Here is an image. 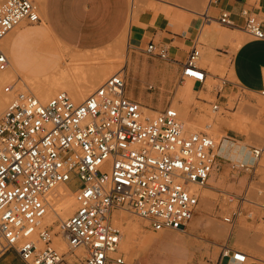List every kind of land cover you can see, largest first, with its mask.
I'll return each mask as SVG.
<instances>
[{
	"label": "built area",
	"instance_id": "obj_1",
	"mask_svg": "<svg viewBox=\"0 0 264 264\" xmlns=\"http://www.w3.org/2000/svg\"><path fill=\"white\" fill-rule=\"evenodd\" d=\"M242 14L246 32L264 42L262 22L248 10ZM229 18L223 12L220 24L232 25ZM41 21L33 0L0 3V74L10 68L3 40L23 23ZM143 51L168 59L167 50L153 41ZM201 57L202 47L194 46L181 84L208 81ZM215 81L222 98L230 82L224 77ZM126 82L125 74L116 73L83 101L60 91L43 102L17 83L0 87V95L9 96L0 114V252L14 251L22 264H128L123 253L113 255L123 235L115 222L117 211L147 221L155 233L187 232L202 197L199 189L208 187L217 163L216 140L207 132L185 131L172 103L147 115L143 104L125 95ZM258 94L264 99V89ZM210 106L213 113L222 108L219 101ZM263 152L255 149L253 156L258 159ZM60 185L72 188L77 205L72 216L60 222L66 253L53 246L52 226L42 225L50 194ZM232 199L254 204L246 197ZM236 208L223 218L225 223L243 215V208ZM246 217L255 219L251 211ZM249 257L227 246L220 254V260L236 264H247Z\"/></svg>",
	"mask_w": 264,
	"mask_h": 264
},
{
	"label": "crops",
	"instance_id": "obj_2",
	"mask_svg": "<svg viewBox=\"0 0 264 264\" xmlns=\"http://www.w3.org/2000/svg\"><path fill=\"white\" fill-rule=\"evenodd\" d=\"M35 1L41 9L42 21L38 23L40 25L19 29L11 35L9 42H5L11 59V70L20 77L44 80L57 76L54 80L56 85L64 86L73 92L76 88L75 79H72L73 76L70 77L69 73H71L70 75L74 73L76 76L83 72L80 75L88 79L89 72H91L90 74L94 77L92 79L91 75L89 76L91 82L88 80L89 83L87 81L82 83L91 87L94 82H98L104 69L91 70L84 67L87 70L86 74L81 68L82 65L80 66L78 63V58L82 59L78 56H70L72 60L70 64L77 63L72 64L73 67H71L66 62L69 67L67 66L65 69L64 61L67 59L65 60L60 53L44 48L37 41L38 36H50L59 44L76 51V53H91L108 49L126 35V44L128 45L124 70L126 78L132 72L136 80L140 76L143 78L144 89L154 85L161 90L160 104L155 107L151 99L150 106H145L153 112L165 109L169 105L170 99L183 90L181 87L185 83H180L183 67L196 45L203 48L204 54L202 53L200 66L206 72L208 81L224 77L231 83H228L222 92L230 91L232 83L242 86L246 91L255 93L264 89V42L250 39L251 36L245 30L246 19L242 14L244 10L250 11L262 22L264 27V0H216L210 5L208 4L206 10L201 7L200 0H188L190 7L195 9H185L191 16L181 12V9L166 8L159 13L145 12L140 14L137 19L132 18L134 14L131 0ZM223 12L230 14L229 20L232 25L220 24L219 19ZM150 41L158 42L167 50V60L143 53ZM68 68L70 69L68 70ZM81 69L83 71L79 73ZM80 75L77 76L81 78ZM149 76L153 80L151 84L148 81ZM208 81L204 85L189 82L190 91L194 95L198 94L197 98H201L199 94L203 93L204 96H216L221 99L217 94L221 87L214 85V89L211 90ZM125 95L138 102H148L144 93L137 97L134 92L126 90ZM203 103L204 105L208 104L205 100ZM247 158L249 161L246 165H254L253 156L249 154ZM259 161L255 172L259 167H262L259 163H264V158H260ZM235 164L237 163L235 162ZM226 165L227 163L223 167ZM216 168L217 166L214 170ZM226 178V175L223 174L222 179L216 182L212 174L208 181L209 192L214 193V187H227L238 194L244 192L248 185L250 186L246 176H241L234 183H228ZM258 182L260 181H255V183ZM141 225L143 233H140V238L136 241V251L132 255L135 259L131 264H194L196 261L202 263V259L206 257H218L217 261L220 264H236L232 260H220L221 251L219 249L225 246L238 249L236 242L228 241L223 245V241L232 233L224 226L215 224L216 228H220V230L218 229L220 232H227L225 237L222 234V236L211 235L208 232L210 223L205 225L204 232L208 233V239H215V247L211 249L208 246L210 245L208 240L195 235H186L172 230L155 233L147 224L142 223ZM199 227V222L196 221L191 228L193 231H198ZM163 235H175L183 238L184 241L168 249H156L152 245V241ZM174 251H176V255L172 254ZM183 251L184 253L178 256ZM4 260L8 261V264H22L19 258L15 261L9 255Z\"/></svg>",
	"mask_w": 264,
	"mask_h": 264
},
{
	"label": "rangeland",
	"instance_id": "obj_3",
	"mask_svg": "<svg viewBox=\"0 0 264 264\" xmlns=\"http://www.w3.org/2000/svg\"><path fill=\"white\" fill-rule=\"evenodd\" d=\"M3 0H0V3ZM36 4L37 2L33 0ZM200 2L208 4L209 0H200ZM132 3V11L133 14L132 18H138L140 14H143L145 12H154L159 13L161 11H164V9L169 8L171 10H175L172 8L181 9V12L187 13L189 16V11L185 9L195 10L190 7L188 0H131ZM38 5V4H37ZM39 6V5H38ZM206 10V9H205ZM40 24H34V25H28L27 23H23L18 29L15 30L17 32L19 29L27 28V27H35L39 26ZM14 32V33H15ZM13 33V34H14ZM12 34V35H13ZM250 39H253L250 37ZM39 44H41L44 48L49 49L50 51L60 53L61 56L66 60L65 67L67 63H71V57L70 56H78L82 59H79V64L83 67H86L87 69H107V68H117V70L120 68L119 71H124L122 67L124 66V59L126 57V50L128 49V45L126 44V35H124L119 42L117 41L114 43L113 46L109 47L106 50L98 51V52H91V53H76V51H73L70 48L65 47L62 44H59L57 41H55L52 37L47 35L38 36ZM158 44V42H156ZM203 49V48H202ZM143 53H145L143 51ZM203 53V52H202ZM146 54V53H145ZM204 54V53H203ZM147 55V54H146ZM153 57V56H151ZM67 62V63H66ZM73 64V63H72ZM70 64V66L72 65ZM113 64V65H112ZM116 66V67H115ZM69 67V66H68ZM73 67V66H71ZM90 67V68H89ZM94 67V68H93ZM83 70L86 73V69L83 68ZM114 73V72H113ZM108 74L104 77V79H99L98 82H94V84L89 87L86 85H83L86 78H80L79 76H73L75 79V86L73 92L69 91L64 86H57L55 92L53 93V90H51L52 96H54L56 93L60 91H66L68 92L74 99L75 97H78L74 100L76 101H83L85 100L91 93H93L100 85H102L109 77L112 75L118 73L115 72L114 74ZM89 72V76H90ZM133 73L131 72L129 75H127V87L126 90L128 92H134L137 97L145 94V98L148 100V102L140 101L141 104L144 106H150L149 102L152 99L154 106H158L161 102L160 88H156V86H153V89H144L143 88V78L140 76L139 79H135L133 77ZM17 76L15 75L14 79ZM23 81L31 85V87L34 89L31 82L27 81L24 78H21ZM90 79V77H89ZM148 81L151 84L152 77L149 76ZM193 83V80H187L185 82ZM159 83V82H158ZM218 83L217 81H212L209 79L208 85L210 86V89L212 90L214 85ZM82 84V85H81ZM160 84V83H159ZM184 84V85H185ZM85 86V87H84ZM84 87V88H83ZM89 87V88H88ZM45 88V87H44ZM47 88V87H46ZM44 90H47V89ZM155 88V89H154ZM60 90V91H58ZM36 92V90H34ZM180 91V89H179ZM190 85L187 84L183 87V90L179 92L176 96L172 97L170 99V103H172V106L177 108L180 113H182L187 120V122L193 124L198 130H188L191 132H207L205 123H199L200 119H204L208 115H211V107L210 103L219 101L222 104V108L220 110V114L224 118H228L230 120V123L227 125V128L224 130L226 133V136L230 138V140L235 144H241L245 145L246 148L249 150V154L253 155V151L255 149L264 148V99L261 98L259 95H256L250 91L244 90L242 87H240L238 84L232 85V88L228 92H221L220 95L222 96L221 99H216V96H204V94H199L202 100H205L208 104L204 105L203 101H196V95L192 92L190 93ZM151 93V95H149ZM51 96V97H52ZM251 98V99H248ZM169 103V104H170ZM246 105V106H245ZM210 112V113H209ZM214 115V114H213ZM217 115V114H216ZM215 115V116H216ZM188 126V125H187ZM186 127V125H185ZM223 129H220L219 132H224ZM215 139V138H214ZM264 158V153L260 156V158ZM233 160V159H232ZM260 162V161H259ZM227 165L223 167V165ZM235 162L230 161L228 159V156H222L219 155L217 159V168L212 173L215 177V181L218 182L220 179H222L223 174L226 175V179L228 183H234L239 179L241 176H246L247 181L250 183V186H247V189H245L242 193H236L232 191L230 188L227 187H214L213 191L214 193L206 192V196L208 194L207 200H204L202 202V197L200 200V205L198 207L197 213L193 220L189 223L186 235H192L197 236L199 238L206 239L210 242V245H208L211 249L215 247V239H208L205 231V225L208 223H213L218 226H224L229 231H232L231 235L223 241V245L228 242H236V247L238 249H241L248 253L250 256L253 257H259L262 261H264V211L260 210V204L264 202V163H259L262 167H259L256 170V166L252 168L250 171L244 170V169H237L234 170L232 167L234 166ZM255 181H260L258 183H255ZM258 191H262V195H258ZM248 192V195H247ZM233 195V197L237 198H243L246 197L250 201L254 202V204H248V203H239L236 201V199H232V202H230V195ZM210 195V196H209ZM247 195V196H246ZM206 202V203H205ZM201 207V208H200ZM236 207H242L244 212L241 217H234V222L232 224H227L223 221L224 217H230L233 213L236 212ZM75 211V210H74ZM73 211V213H74ZM248 211H251L254 213V220H248L246 217V214ZM72 213V214H73ZM127 213V212H126ZM72 216V215H71ZM68 216L67 218L71 217ZM65 218L64 221L67 219ZM127 219L131 222H135L139 224L141 227L142 223H145L148 225L146 221L143 219L137 217L136 215L132 213H127ZM199 222V230L193 231L192 230V224L194 222ZM60 222L56 221V223L52 226V229L54 232H57V227H59L60 230ZM142 228V227H141ZM240 229L241 233L244 234V240L242 241H236V237L234 236V231H237ZM60 231L57 235H60ZM139 238V236H138ZM55 241V240H54ZM137 241V238H136ZM184 239L181 237H176L175 235H163L162 237H158L152 241V245L155 246L156 249H168L171 246L183 242ZM124 242V234L123 239L121 241V244L119 246V252H123L122 250V243ZM136 245V244H135ZM56 247V245H55ZM58 248V247H56ZM60 252L66 253L68 251V248L65 250H62L61 248H58ZM222 249H219L221 251ZM169 253H171L169 251ZM180 253L178 256H180ZM172 254L176 255V251L172 252ZM13 257V260L16 261L19 257L14 251H7L3 254V252L0 253V262L1 264H8V261L4 260L7 256ZM125 255V253H124ZM126 256V255H125ZM68 257L70 255L68 254ZM174 258V257H173ZM218 257H206L202 259V263L199 261H196L194 264H215L217 262ZM126 260L129 264L130 262L126 256ZM250 261L247 262V264H262L264 262L257 263L254 258H250ZM253 260V261H252Z\"/></svg>",
	"mask_w": 264,
	"mask_h": 264
},
{
	"label": "bare ground",
	"instance_id": "obj_4",
	"mask_svg": "<svg viewBox=\"0 0 264 264\" xmlns=\"http://www.w3.org/2000/svg\"><path fill=\"white\" fill-rule=\"evenodd\" d=\"M210 1L209 0V5H210ZM201 3V2H200ZM205 3V2H203ZM201 4V7L205 9H207L208 7V4ZM194 4V3H193ZM196 5V3H195ZM198 6V5H197ZM39 7V6H38ZM200 7V8H201ZM40 9V7H39ZM199 10V9H198ZM41 11V9H40ZM200 12V11H199ZM19 28V27H18ZM17 28V29H18ZM16 30V29H15ZM15 30L10 33L4 40H3V44H4V49L6 51V53L8 54V51L6 49V46H5V42H9L10 38H11V35L15 32ZM205 39V38H204ZM9 56V54H8ZM9 59H10V56H9ZM74 59V58H73ZM77 61V60H76ZM75 63V62H74ZM73 63V64H74ZM77 63V62H76ZM75 63V64H76ZM80 65V64H79ZM113 65V64H112ZM123 69H125V66H126V57L124 59V63H123ZM77 66V65H76ZM81 66V65H80ZM79 66V67H80ZM116 67V66H115ZM71 68V67H70ZM68 68V70L70 69ZM78 68V66H77ZM76 68V70H77ZM82 68V67H81ZM84 68V67H83ZM90 68V67H89ZM94 68V67H93ZM66 69V68H65ZM92 70V69H91ZM120 68L117 70H115V68L113 69H109L107 68L106 70L104 69L103 71V74H100L102 76H100L99 78L100 79H104V77L106 75H110L112 74L113 72H118V73H122L124 74V71H119ZM65 71V70H64ZM74 71V70H73ZM79 71V70H78ZM77 71V72H78ZM83 70L81 69L80 72H82ZM87 71V70H86ZM97 71V70H95ZM99 71V72H100ZM63 72V71H62ZM70 72V71H69ZM68 72V73H69ZM73 73V72H72ZM83 73V72H82ZM80 73V74H82ZM91 73V72H90ZM93 73V72H92ZM101 73V72H100ZM113 73V74H114ZM71 73H69V76L72 77V75H70ZM76 74V73H75ZM80 74H77V75H80ZM87 74V73H86ZM16 73H14V71L11 70V59H10V68L8 71L4 72V73H1L0 74V87L2 85H4L5 83L6 84H10V83H17V87H26L29 91H31L32 93H34L41 101L43 102H46L47 100H49L52 96V94L55 92L56 88H57V85H56V81H54L56 79L57 76H54V77H48L44 80H33V79H28V78H25V77H20L18 75H16L17 77L14 79ZM74 75V73H73ZM76 75V76H77ZM84 75V74H83ZM75 76V75H74ZM81 76V75H80ZM61 77V76H60ZM69 77V78H70ZM83 77V76H81ZM92 77V79L94 78L92 75L90 76ZM21 78H24L26 79L27 81L31 82L34 89L31 87V85H29L28 83H26L25 81H23ZM59 79V78H58ZM74 79V78H72ZM91 82L89 79V76H88V79L86 78V80H84L85 82L87 81L88 82ZM99 80V79H98ZM74 81V80H73ZM93 81V80H92ZM235 81V80H234ZM88 82V83H89ZM94 82V81H93ZM75 83V82H74ZM86 83V84H88ZM189 83V82H188ZM188 83H186L184 86H186ZM238 83V82H237ZM82 85V84H81ZM90 85V84H89ZM183 86V87H184ZM47 90H44L45 88ZM85 87V86H84ZM83 87V88H84ZM181 87V88H183ZM89 88V87H88ZM36 90V92L34 91ZM51 90H53V93L51 94ZM51 91V92H50ZM60 91V90H58ZM71 91V90H69ZM256 95H259L258 93H255V92H252ZM202 94V93H200ZM198 95V94H197ZM196 95V97H197ZM260 96V95H259ZM76 98V100L78 99V97H75L74 96V99ZM262 98V97H261ZM9 99V96H6V95H0V114L2 112V109L4 108V106L6 105V102L8 101ZM196 101H199L197 100L196 98ZM246 106V105H245ZM211 107V106H210ZM144 111L147 115H156L157 112H153L151 111L150 109L148 108H145L144 107ZM177 109V108H176ZM179 111V110H178ZM180 113V112H179ZM210 113V112H209ZM220 114V111L218 112ZM218 113H213L212 110H211V115L205 117L204 119H200L199 120V123H205V126H206V131L208 134H210L213 138H215L216 140V143H217V146H218V149H217V154L218 156L222 154V156H228V159H233V161H235L237 164H234L235 167H237L238 169H241L242 165H244L246 167L245 170L247 171H250L252 168H254V166H256L258 164V161L260 158L256 159L253 155V158L255 159V162H254V165L252 166H248L246 164H248V156H249V150L248 148H246L245 145H241V144H235L233 143L230 138H228L226 136V133H225V129L227 128V125L230 123V120L228 118H224L222 117V115H218ZM214 114V115H213ZM217 114V115H216ZM216 115V116H215ZM180 118L181 120L184 122V125H186L185 127V131H188V130H194V131H197L198 129L191 123L187 122V120L185 119L184 115L182 113H180ZM188 125V126H187ZM188 129V130H186ZM220 129H223L224 132H219ZM191 132V131H189ZM264 150V148H262ZM264 153V152H263ZM241 163V164H239ZM199 192L201 193L202 195V202L204 200H207V196L209 193V190H208V187H205L203 189H199ZM206 192H209L206 196ZM258 193H260L261 195L263 194L262 191H258ZM257 193V194H258ZM258 194V195H260ZM230 195V194H228ZM247 195H248V192H247ZM210 196V195H209ZM233 195H230L229 197H231ZM207 197V198H205ZM49 201H50V208L48 209V212L45 216V218L43 219L42 221V225L44 226H51L52 224L54 225L56 223V221L58 222H63L65 218H67L68 216H71L73 211L76 210V201H75V196H74V191L72 190V188L69 186V185H60L58 186L57 188H55L51 194H50V197H49ZM206 203V202H205ZM254 203V202H253ZM200 205V204H199ZM201 208V207H200ZM260 210H263L264 211V203L262 202L260 204ZM130 213L128 211H117L114 213V217H115V222L116 224L121 228L122 230V234H124V242L122 243V250L123 252L125 253V255L127 256L128 260L130 262L133 261V259H135L132 255L135 254L134 251H136V238L138 239V236L140 238V233L142 234V228L139 226V224L133 222V221H129L127 219V213ZM145 221V220H144ZM147 222V221H146ZM148 223V222H147ZM146 225V224H145ZM142 226V225H141ZM208 229V228H207ZM220 228H216L215 224L211 223L210 224V227L208 229V232H210L211 235H224V237L227 235V232L222 231L223 232H220L219 230ZM59 227H57V232H54L53 231V234H54V238L53 240H55L53 242V246L55 247H58V248H61L62 250H66L67 249V243L64 239V237L62 236V234L60 235H57V233L59 232ZM163 232V231H162ZM181 232V231H179ZM160 233V232H159ZM184 233V232H182ZM208 233H206L207 235ZM221 235V236H222ZM143 236V235H142ZM234 236L236 237V241H242L244 240V234L241 233L240 229H238L237 231H234ZM146 237V235H145ZM208 237V236H207ZM194 238V237H193ZM122 239H123V235H122ZM121 239V241H122ZM143 239V238H142ZM141 240V239H140ZM144 242V240H143ZM200 242V241H199ZM139 243V242H138ZM137 243V244H138ZM121 244V242H120ZM119 244V246H120ZM119 246H118V252H116L115 254L113 255H116V254H119V253H122V252H119ZM57 248V249H58ZM59 250V249H58ZM132 252H134L132 254ZM1 253V252H0ZM77 255H82V252L81 250H78L77 252ZM123 253V254H124ZM126 256H125V259H126ZM137 257V254L135 255ZM250 256V255H249ZM68 257V255H67ZM68 258H71L68 257ZM249 258H254L255 261H259V262H264L262 261L261 259H259V257H253V256H250ZM127 261V260H126ZM250 261V260H249ZM253 261V260H252ZM128 263V261H127ZM129 264V263H128Z\"/></svg>",
	"mask_w": 264,
	"mask_h": 264
}]
</instances>
